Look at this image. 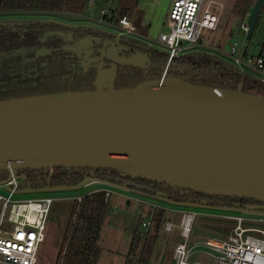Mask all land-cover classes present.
<instances>
[{"label":"water","instance_id":"water-1","mask_svg":"<svg viewBox=\"0 0 264 264\" xmlns=\"http://www.w3.org/2000/svg\"><path fill=\"white\" fill-rule=\"evenodd\" d=\"M263 5L264 0H256L246 39ZM104 58L140 68L149 62L145 55L123 57L113 46ZM111 70L108 83L99 79L93 91L0 101V174L54 166L110 169L264 203V97L168 75L117 89ZM93 183L111 184L96 179L36 192ZM236 209L242 213L264 206Z\"/></svg>","mask_w":264,"mask_h":264},{"label":"trees","instance_id":"trees-1","mask_svg":"<svg viewBox=\"0 0 264 264\" xmlns=\"http://www.w3.org/2000/svg\"><path fill=\"white\" fill-rule=\"evenodd\" d=\"M118 1V5L112 8L113 16L109 17L107 9V14L103 15L105 20L116 24L123 17L134 14L141 2ZM90 2L95 3V0H0V13L65 12L82 15ZM255 2L256 0H236L232 5V12L240 29ZM263 8L264 5L257 24ZM224 12L225 9L219 25L226 23ZM135 26L142 34L149 28L142 26L140 19ZM55 30L69 34L65 26L54 22L0 26V101L63 92L93 91L99 81L100 65L105 69L111 66L115 68L114 87L117 89L132 88L142 82L159 80L166 71L170 77H180L194 84L232 90L241 88L244 92L264 97L262 77L253 72L244 73L233 63L212 53L192 50L169 63L167 52L130 37H122L118 46L124 51L121 53L123 56L142 53L149 58V63L142 68L121 67L106 59L88 62L82 54L78 56L74 40H68L56 33L51 34ZM102 45L100 43L99 46ZM20 174L25 176V184L41 188L35 191L64 186L75 188L85 181L97 179L125 186L147 198L162 197L171 204L187 208L229 210L238 207L244 209L250 203L264 205L253 199L210 194L156 179L133 177L118 170L54 166L52 169L25 170ZM5 175L1 173L0 180L5 178ZM94 188L95 191H85L81 194L82 199L76 200L72 220L63 239V247L57 253L54 264L99 262L102 252L99 234L109 201H106V194L99 190L100 187ZM165 211L162 208L154 211L151 230L144 237L135 233L125 264H150Z\"/></svg>","mask_w":264,"mask_h":264},{"label":"built area","instance_id":"built-area-1","mask_svg":"<svg viewBox=\"0 0 264 264\" xmlns=\"http://www.w3.org/2000/svg\"><path fill=\"white\" fill-rule=\"evenodd\" d=\"M215 7L218 8L217 11L214 10ZM224 9L223 4L214 0H170L163 24L168 25L169 30H162L156 39L168 53V62L192 51L190 44L199 46L205 29L217 30ZM103 13L107 14V10ZM249 16L250 12L241 24L244 34L248 31ZM116 27L124 35L146 37L137 30L134 18L129 16L119 20ZM240 47L245 49L242 55L239 54ZM240 47L237 42L231 45V63L245 71L262 73L264 57L247 58L248 46L242 43ZM3 173L6 175L0 180V264H37L39 250L46 240L54 198L46 194L35 198L19 197L26 194L21 193V190H29L21 184L25 178L20 172L12 170ZM92 185H102L99 190L105 192L106 201L116 193L130 200L148 203L129 195L132 191L118 185L93 183L85 188ZM82 197L83 195H77L75 199L80 201ZM150 207L152 216L157 208H162L155 203L150 204ZM198 215L196 210L188 208L182 211L179 224H165V229L169 232L178 227L182 237L174 247V264H264V210L220 215L235 222L227 238L192 242V226ZM207 215L214 216L209 213ZM142 226L147 227V224L143 223ZM198 253L205 255L208 260H193V256Z\"/></svg>","mask_w":264,"mask_h":264},{"label":"rangeland","instance_id":"rangeland-1","mask_svg":"<svg viewBox=\"0 0 264 264\" xmlns=\"http://www.w3.org/2000/svg\"><path fill=\"white\" fill-rule=\"evenodd\" d=\"M142 1V0H141ZM169 0H157V6L154 8V19L151 27L149 26L145 38L133 37L140 39L148 45H153L156 48H163L158 44L156 39L158 34L163 31H168V25H163L166 19V13ZM225 6L226 23L218 26L217 30L212 31L205 29L202 33L199 46L197 44H190L193 50L203 51L215 54L228 62H232L230 47L234 42L239 44L246 43L247 58H256L261 51L264 42V8L261 17L250 39H246V34L239 28L237 18L232 12V5L236 0H214ZM118 0H95V3H89L85 14L73 15L65 12H16V13H0V23H13L20 21L31 22H54L64 26L77 28L95 27L105 30L107 33L115 35L120 32L116 23L105 20L103 18V10L107 9L109 17L113 16L112 8L118 5ZM218 10L217 7L214 8ZM144 10L139 6L138 10L129 17L134 18V25L140 19L143 20ZM152 17V16H151ZM106 21L104 22L103 21ZM140 22V21H139ZM110 25V26H109ZM142 25V24H141ZM142 33V32H141ZM107 43H113L114 39L109 38ZM184 45H188L184 43ZM240 47V53L243 54L245 49ZM113 70H107L100 65L99 79L101 84L106 85L110 79ZM132 175L137 176V174ZM22 175V174H21ZM25 177L24 175H22ZM97 187L98 185H94ZM102 186V185H99ZM91 188L82 189H68V190H51L46 191L45 194L54 198L48 219V226L46 231V240L42 244L37 264H54L55 258L59 250L63 247V239L72 220L73 210L75 207L77 195L83 194ZM36 191L28 192L22 198H35L44 194H36ZM131 196L136 197L135 192H130ZM138 198L145 202H153L166 208L163 224L159 230L156 244L152 253L150 264H171L170 253L174 245L179 240L180 229L177 227L172 232L165 230L166 222H173L179 224L181 214L179 211L188 209L187 207L167 203L164 200L157 198H147L141 196ZM196 210L199 215L196 217L192 226L191 241H204L208 238L225 239L231 233L235 226V222L227 220L220 215L225 214H239V209H205L201 207L189 208ZM174 210V211H171ZM214 214L210 216L207 214ZM218 215V216H217ZM152 210L148 204H142L128 197L112 194L109 198L107 213L104 224L99 234V245L102 249L99 262L97 264H125L126 256L131 249L132 239L135 233L144 237V235L151 230ZM146 223L147 227L142 224ZM197 257L194 256L193 260Z\"/></svg>","mask_w":264,"mask_h":264},{"label":"flooded vegetation","instance_id":"flooded-vegetation-1","mask_svg":"<svg viewBox=\"0 0 264 264\" xmlns=\"http://www.w3.org/2000/svg\"><path fill=\"white\" fill-rule=\"evenodd\" d=\"M103 21H104V19H103ZM104 22H106V21H104ZM31 23H32L31 21H20V22L9 23L8 25L31 24ZM46 23H50V22H46ZM106 23H108V22H106ZM81 24L82 23H80V26H81ZM65 27L69 31L68 35L66 34V32L56 31V30L54 32H51V34L52 33H56L57 35H59V32H61V33H64L63 36L60 35L61 37H65L68 40H74L75 41L74 47L76 49V52L78 53V56L80 54H82L84 56V58H86L88 60V62H99L100 60L105 59L104 58L105 52L107 51V49L109 47H112V46L115 47L119 51V54L121 56H123L121 53H124V51L122 49H120L121 48L120 46H118V41L122 37H126V38L130 37V36L124 35L123 33H120V32H118V34L112 35V34L107 33L105 30H102L101 28H95V27H91V26H89V27L81 26V27H77L76 29L73 28V27H69V26H65ZM109 38L114 39V41H112L113 43H110V44L107 43L108 42L107 40ZM100 43L103 44L101 47L99 46ZM82 45H83V47H81ZM158 49L163 50V51L166 52V50L164 48H158ZM99 55H101V56H99ZM139 55H144V54L138 53V52L131 53L126 58H131L133 56H139ZM123 57H125V56H123ZM109 62H111V61H109ZM148 63L149 62H147L146 65ZM112 64L113 65H117V64H114V63H112ZM119 66H121V67H129V66H122V65H119ZM112 68H114V67L111 66V67H108L106 69L107 70H111ZM165 75H167L166 71H164V74L162 76H165ZM150 81H153V80H150ZM25 183H26V178L21 183L23 186H25V188H28L29 190H41V188L38 187V186H29V185H27ZM249 205L264 206L263 204H257V203H250L247 206H249Z\"/></svg>","mask_w":264,"mask_h":264},{"label":"crops","instance_id":"crops-1","mask_svg":"<svg viewBox=\"0 0 264 264\" xmlns=\"http://www.w3.org/2000/svg\"><path fill=\"white\" fill-rule=\"evenodd\" d=\"M157 0H142L141 2H140V4H139V6L141 7V9L142 10H144V14H143V20L141 21V24H142V26H150L151 27V23H152V20L155 18L154 17V8L157 6ZM169 5H170V0L168 1V8H169ZM167 8V9H168ZM168 11V10H167ZM167 14V13H166ZM223 14V13H222ZM152 16V17H151ZM164 23V22H163ZM143 38H145V37H143ZM258 56H262V57H264V42H263V44H262V48H261V51L258 53ZM253 73H255V72H253ZM255 74H257V75H259L260 77H262V79L264 80V70H263V72L262 73H255ZM95 186L94 185H92V186H90V191H95L96 189L94 188ZM98 187H102V186H99L98 185ZM94 188V189H93ZM98 189V188H97ZM142 196V195H141ZM124 197H126V196H124ZM136 198H141L140 197V195H138L137 194V196H136ZM134 201H136V202H139V203H141L140 201H138V200H134ZM146 201V200H145ZM153 202H148V203H144V204H148L149 206H150V204H152ZM143 204V203H142ZM151 208V207H150ZM162 209H164V210H166V208H164V207H162ZM185 210V209H184ZM171 211H174V210H171ZM183 211V210H182ZM182 211H179V213L181 214V216H182ZM181 219V218H180ZM169 222V221H168ZM167 223V222H166ZM166 230V229H165ZM167 231V230H166ZM172 232V231H171ZM182 239V237H181V233L179 234V240L178 241H180ZM177 241V242H178ZM174 247H175V245H174ZM174 247L172 248V250H171V253H170V258H171V264H174V258H173V253H174ZM194 256H196L197 258L196 259H198V260H208V258L205 256V255H203V254H201V253H198V254H195ZM193 256V257H194Z\"/></svg>","mask_w":264,"mask_h":264}]
</instances>
